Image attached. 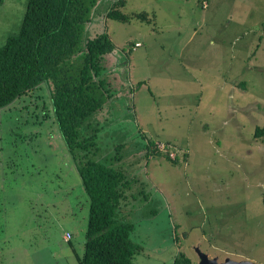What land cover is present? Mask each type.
<instances>
[{"label":"rangeland","instance_id":"374dc122","mask_svg":"<svg viewBox=\"0 0 264 264\" xmlns=\"http://www.w3.org/2000/svg\"><path fill=\"white\" fill-rule=\"evenodd\" d=\"M115 1L98 0L85 34L106 32L115 47L101 65L116 94L91 119L103 160L126 175L118 215L141 248L131 264L179 252L198 264L196 248L264 264V136L253 137L264 127V0H125L122 14H146L127 23L106 19ZM26 5L1 0L0 47ZM48 103L43 86L0 110V264H77L83 252L88 205ZM145 137L170 146L175 165L146 158Z\"/></svg>","mask_w":264,"mask_h":264},{"label":"trees","instance_id":"16d2710c","mask_svg":"<svg viewBox=\"0 0 264 264\" xmlns=\"http://www.w3.org/2000/svg\"><path fill=\"white\" fill-rule=\"evenodd\" d=\"M97 3L98 0H27L18 34L0 47V110L43 86L47 89L49 103L43 108L50 104L53 124L88 205L83 252L79 256L73 251V256L77 264H131L141 248L130 239L133 224L118 215L127 199L126 175L120 167L103 160L96 137L101 128L94 126L91 119L116 94L109 88L101 65L102 58L115 51L114 45L106 32L92 38L85 34ZM124 6L125 0H116L106 19L127 23L132 18L146 17L124 15L119 10ZM262 136L264 127H256L253 137ZM158 146L147 142L145 157L163 155L175 165L176 158L170 159V146ZM182 156L186 158V154ZM51 165L48 167L53 168ZM39 169L44 167L39 164ZM5 170L10 176L16 173ZM261 196L264 206V192ZM71 235L66 244H71ZM171 264L192 263L179 252Z\"/></svg>","mask_w":264,"mask_h":264},{"label":"water","instance_id":"95a60500","mask_svg":"<svg viewBox=\"0 0 264 264\" xmlns=\"http://www.w3.org/2000/svg\"><path fill=\"white\" fill-rule=\"evenodd\" d=\"M1 2V0H0ZM197 257H198V264H254L252 262L249 261H240V262H236V261H232L230 259H225L221 262H219L217 260V258H209L206 254H204L203 252H201L198 248L195 249Z\"/></svg>","mask_w":264,"mask_h":264},{"label":"crops","instance_id":"0c3cea01","mask_svg":"<svg viewBox=\"0 0 264 264\" xmlns=\"http://www.w3.org/2000/svg\"><path fill=\"white\" fill-rule=\"evenodd\" d=\"M136 44H138V43H136ZM136 44H135V45H136ZM135 45H134V46H135ZM121 65L123 66V63H122V62H121ZM128 79H129V83L132 85V80H131V78L128 77ZM126 84H128V83L126 82ZM132 94H133V93H132ZM140 133H142V135H144V132H143V131H141ZM145 139H146V143H147V142H150V140H148L146 137H145ZM184 154H185V153H184ZM145 156H146V155H145ZM185 157H186V156H185ZM115 166H116V167H120V166L118 165V163H116ZM79 185H80V184H79ZM79 189H80V191H79L78 193L82 195L83 190H82V188H81V185L79 186ZM81 192H82V193H81Z\"/></svg>","mask_w":264,"mask_h":264},{"label":"built area","instance_id":"2783aa9c","mask_svg":"<svg viewBox=\"0 0 264 264\" xmlns=\"http://www.w3.org/2000/svg\"><path fill=\"white\" fill-rule=\"evenodd\" d=\"M139 44H136L135 46L137 47ZM160 146V145H159ZM158 146V147H159ZM160 149H162L163 148V146H160L159 147ZM171 154H173V153H171ZM171 154H170V158H171ZM63 239L65 240V241H68L69 239H70V233L69 232H66L65 234H64V236H63Z\"/></svg>","mask_w":264,"mask_h":264},{"label":"flooded vegetation","instance_id":"af4514ba","mask_svg":"<svg viewBox=\"0 0 264 264\" xmlns=\"http://www.w3.org/2000/svg\"><path fill=\"white\" fill-rule=\"evenodd\" d=\"M3 225V224H2Z\"/></svg>","mask_w":264,"mask_h":264}]
</instances>
